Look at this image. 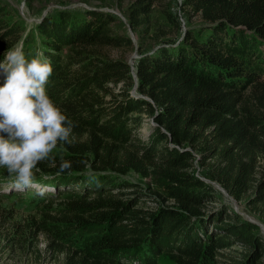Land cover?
<instances>
[{
	"label": "trees",
	"instance_id": "1",
	"mask_svg": "<svg viewBox=\"0 0 264 264\" xmlns=\"http://www.w3.org/2000/svg\"><path fill=\"white\" fill-rule=\"evenodd\" d=\"M152 3L128 5L132 31ZM180 6L202 25L151 54L138 44L130 65L106 54L133 48L110 30L112 13L60 8L24 33L0 3V60L19 45L29 60L43 53L53 66L48 94L74 122L72 142L38 163L30 188L0 189V202L34 211L17 224L0 208L12 250L34 254L35 264H264L259 227L224 201L244 202L264 221V0ZM142 113L154 123L145 141L135 136ZM194 152L202 178L228 197L194 175ZM63 161L71 167L60 171ZM0 170L2 185L13 184ZM129 173L153 186L118 179Z\"/></svg>",
	"mask_w": 264,
	"mask_h": 264
},
{
	"label": "rangeland",
	"instance_id": "2",
	"mask_svg": "<svg viewBox=\"0 0 264 264\" xmlns=\"http://www.w3.org/2000/svg\"><path fill=\"white\" fill-rule=\"evenodd\" d=\"M131 2H134V0H123L122 2L118 0H33L32 2H25V0H0V3L4 4L6 6V10L11 13L10 16L13 20L25 22L23 25L25 28L24 33L29 32L32 26L35 23H38L43 16L55 13L60 8L70 9L72 11L99 10L112 13L115 15L116 20L111 24L110 30L113 34L129 38L132 41L133 48H123L121 50L108 49L106 50V54L111 59L122 58L130 65H133L140 57V49L137 48L138 44L142 45L141 51L143 53L151 54L157 46L161 45L164 39H178L180 37V32H184L186 28H198L203 23L199 16L191 14L188 16V12L180 6L182 0H153L151 12L146 23L132 31L126 25L125 19L126 9ZM168 15L179 21L180 29H178L176 24L168 18ZM262 49H264V46ZM262 57L264 58V52L262 53ZM131 93L135 95L134 91ZM140 116L142 119L141 127L135 132V136L140 140L145 141L151 132L154 123L146 113H142ZM193 154L195 156V160L193 162V173L195 176L204 179L202 178V174L206 169L200 165L199 155L195 152ZM260 165L264 166V159L260 161ZM4 172L8 173L6 169ZM118 179L122 180L124 183L138 185L143 188L145 187V184L153 186V182L150 178L143 179L134 173L120 176ZM10 181L13 182L14 180H8L7 182ZM205 181L211 183L215 189L222 193L224 197H228V195L220 189L218 184L215 182H209L208 180ZM2 184L3 183L0 182V185ZM0 189H3L2 191H6L7 193L12 192L18 194L21 192L17 191L11 186V184L2 185L0 186ZM224 201L226 205L231 207L244 219L257 225L260 229V234L264 238V221L258 217L257 213L247 208L244 202L237 203L232 198ZM21 203H25V201ZM151 203L152 202H148V206H150ZM218 204L219 203L213 205L217 206ZM5 205H8V207ZM9 207L14 211V223L17 224L19 221L23 224L26 217L28 219L29 216L34 214L33 210H27V206L18 208L17 206L14 207V205L9 202H0V208L6 213L10 211ZM3 226L4 225L0 222V264H35L34 254L25 258V256L12 250L9 243H7V236L9 232H6V229L3 228ZM42 240L43 239H41L39 243V247L41 248L44 246V242ZM231 251L236 254L240 253V249L238 247H233ZM261 261H264V256H262ZM42 264H61V260H57L53 263L52 260L45 259L42 260Z\"/></svg>",
	"mask_w": 264,
	"mask_h": 264
},
{
	"label": "clouds",
	"instance_id": "3",
	"mask_svg": "<svg viewBox=\"0 0 264 264\" xmlns=\"http://www.w3.org/2000/svg\"><path fill=\"white\" fill-rule=\"evenodd\" d=\"M52 75L43 53L29 60L21 46L0 60V168L15 176L17 191L32 185L36 166L59 144L72 142L74 122L47 91ZM70 167L63 161L60 171Z\"/></svg>",
	"mask_w": 264,
	"mask_h": 264
},
{
	"label": "water",
	"instance_id": "4",
	"mask_svg": "<svg viewBox=\"0 0 264 264\" xmlns=\"http://www.w3.org/2000/svg\"><path fill=\"white\" fill-rule=\"evenodd\" d=\"M220 189L222 190V191H224L221 187H220ZM225 192V191H224ZM226 193V192H225ZM227 194V193H226Z\"/></svg>",
	"mask_w": 264,
	"mask_h": 264
}]
</instances>
